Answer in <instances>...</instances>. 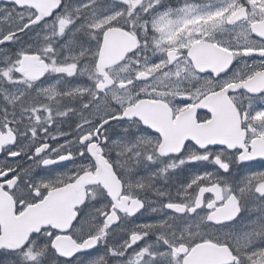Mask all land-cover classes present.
<instances>
[{
	"label": "snow or ice",
	"instance_id": "snow-or-ice-1",
	"mask_svg": "<svg viewBox=\"0 0 264 264\" xmlns=\"http://www.w3.org/2000/svg\"><path fill=\"white\" fill-rule=\"evenodd\" d=\"M0 264H264V0H0Z\"/></svg>",
	"mask_w": 264,
	"mask_h": 264
}]
</instances>
